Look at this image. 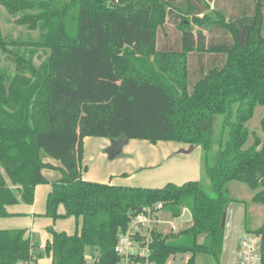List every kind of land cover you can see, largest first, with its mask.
I'll return each instance as SVG.
<instances>
[{
	"label": "trees",
	"instance_id": "obj_1",
	"mask_svg": "<svg viewBox=\"0 0 264 264\" xmlns=\"http://www.w3.org/2000/svg\"><path fill=\"white\" fill-rule=\"evenodd\" d=\"M174 1L0 0L35 33L29 45L46 52L36 64L0 23V49L14 64L8 71L0 60V218L11 215L8 205L32 204L35 187L49 183L44 215L77 224L73 233L48 227L51 238L42 245L25 228L0 229V264L44 257L50 264H113L130 215L157 204L173 218L188 209L190 225L154 234L156 264L177 254L195 264L197 253L220 264L225 208L238 202L246 212L227 183H244L264 210V142L247 125L264 105V0H181L184 10ZM191 23L209 29L194 31ZM217 116L226 140L212 157ZM259 127L264 134V116ZM86 136L199 147L210 192L198 179L158 188L85 180ZM44 169L61 176L49 181ZM245 217L242 229L250 231ZM250 232L264 242V216Z\"/></svg>",
	"mask_w": 264,
	"mask_h": 264
},
{
	"label": "rangeland",
	"instance_id": "obj_2",
	"mask_svg": "<svg viewBox=\"0 0 264 264\" xmlns=\"http://www.w3.org/2000/svg\"><path fill=\"white\" fill-rule=\"evenodd\" d=\"M175 6H178L185 9L184 2L181 0L174 1L172 3ZM1 18L0 23L4 33L8 34V38H12L13 40L19 41V43H23L20 45L21 48L26 47L28 50L32 51L34 54V62L39 64L46 56V52L43 51L40 47L35 46L34 44H30L32 40L35 39V33L31 30L27 29L23 25H19L14 21V16L10 15L5 8L0 5ZM263 14H264V6H263ZM185 15H187L185 13ZM203 14H200L202 16ZM187 19H191L190 15H187ZM191 29L196 31L197 29H202L204 32L208 31V25L204 24L202 26L195 25L193 23L189 26ZM166 31L171 40L174 39V30L172 26V22L168 20L166 25ZM160 39H163V36L160 34ZM9 50L16 49L12 45H8ZM10 52H3L0 49V60L1 66L7 68L8 71L14 68V64L9 57ZM264 116V105L256 106L254 109V113L247 125L252 133L258 135V137L264 142V134L261 132L259 127V121L261 117ZM90 138H105L99 136H89ZM89 138V139H90ZM108 139V138H107ZM226 140V133H224L221 129L220 117H216L213 124V132H212V145L209 151V154L213 157L219 146L224 144ZM252 141V138L250 142ZM183 143H179L173 140H158L152 142L148 139H137L131 138L128 139V142L124 146L122 152L113 159H108L107 155L104 153H97L95 149L92 147L91 140H86V148L84 150V155L82 156V176H88L92 180H96L99 178H109L113 180L115 183L117 179L127 180L125 184L129 185H137L139 181L140 175H146L147 177H163L161 180L149 182V187L158 188V186H163L164 180H170V178H176L175 180H179L175 177L178 173H182L186 170H191L188 168L186 170H180L184 165L190 166L194 160L193 169H196V172L193 176L198 178L204 186V188L210 192L209 181L206 178L203 167V152L201 148L194 150L192 153L185 154L180 151V147H183ZM43 154V157L46 160H49L53 163H58V161L49 157L48 155ZM198 157V158H197ZM104 158V160H103ZM43 174L45 177L52 181L61 176L60 170L57 169H44ZM187 176H191L190 173ZM172 180V179H171ZM141 182V181H140ZM163 185H160V184ZM49 184V183H45ZM154 184V185H153ZM153 185V186H152ZM228 195L236 200H243L246 203V212L245 219L248 223V229L251 231L254 228L260 226L263 222L264 210L261 204L251 202L252 192L249 188L242 182L239 181H230L227 183ZM45 197H40L38 195V199L34 197V201L32 204H28L33 206V209L36 210L41 209L45 210ZM26 205V204H24ZM37 213V212H36ZM30 218V225L39 226V229H43L46 232L47 227H54L56 229H66L68 232H73L75 229V220L73 217H59L53 221L52 218L47 217L41 211H38L37 214L28 215ZM37 221H36V220ZM36 223H34V221ZM190 225V220L176 223L175 218H173L170 213L166 211H162L160 213V223L159 229L165 234L168 233L175 227L180 230ZM243 227H241L242 229ZM248 231V232H250ZM47 233V232H46ZM45 233V234H46ZM204 235H200L198 237L199 241H202ZM88 254V252H86ZM188 255H184L183 259L179 262V264H185ZM89 257V255H87ZM195 264H218L215 258L206 253H197L195 255ZM37 264H50V260L46 257L38 260ZM171 263V261L169 262Z\"/></svg>",
	"mask_w": 264,
	"mask_h": 264
},
{
	"label": "built area",
	"instance_id": "obj_3",
	"mask_svg": "<svg viewBox=\"0 0 264 264\" xmlns=\"http://www.w3.org/2000/svg\"><path fill=\"white\" fill-rule=\"evenodd\" d=\"M162 211L164 210L161 204H157L141 207L136 213L130 215L126 226L118 233L113 248L116 257L113 264H156L153 249L154 234L162 232L159 229ZM171 227L173 230L176 229ZM87 260L89 263L93 262L91 257H87ZM173 261L174 258L171 263ZM20 264H33V262ZM236 264H264V242L259 235L243 229L239 232Z\"/></svg>",
	"mask_w": 264,
	"mask_h": 264
},
{
	"label": "crops",
	"instance_id": "obj_4",
	"mask_svg": "<svg viewBox=\"0 0 264 264\" xmlns=\"http://www.w3.org/2000/svg\"><path fill=\"white\" fill-rule=\"evenodd\" d=\"M89 138H90L89 136H86L83 139V155H84V150L86 148V140H91L92 147L95 149V151L97 153L106 154L108 159H113V158L117 157L122 152L124 146L128 142V140L126 142H124L122 145L121 152L118 155H116L115 157L111 158L109 156V151L112 147V139H109V138L108 139L107 138H90L89 139ZM182 145H183V147H180V146H178V147L180 148V151L185 153V154L192 153L194 150L198 149V147H192V146L187 145V144H182ZM103 160H104V158H103ZM54 164L58 165V163H54ZM193 166H194V160L190 166L184 165L183 167L180 168V170H186L188 168H191V170H186V171H183L182 173H178L175 177H177L179 180H175L176 178H170V180L165 179L164 182H162V183L165 184L167 182H173L176 184H181L187 180L198 179L195 176H193L194 173L196 172V169L194 170ZM189 173L191 176H187V174H189ZM106 177H107V175L105 176V178H99L96 181V180L90 179L88 176H82L83 179L89 180V181H95V182H101V183L110 182V183L116 184V185H129V184H125V182H128V179L127 180H124V178L123 179H117L116 181H118V182L115 183L113 180L110 179V177L109 178H106ZM154 178L155 177H147L146 175H140L139 179H138L139 181L137 182V185H130V186L149 187V186H147V185H149V182L161 180V178H163V177H160V178L156 177V179H154ZM162 183L160 185H163ZM158 187H161V186H158ZM49 190H50V184H38L35 187L34 197H36V200L38 199V195L40 197H45ZM7 211L9 213H11V215L7 216V217L0 218V229L25 228V229H27V232L29 234L31 233L33 237H35L38 241H40L41 245L44 244L47 240H49L51 238L50 233L47 231L48 227L46 228V232H47L46 233L45 231H43V229L42 230L39 229V226H33L32 224L30 225V218L28 216V215H32V214H37L38 211H41L42 213H44L45 210L44 211H42L41 209L36 210L35 208L33 209V206H31V205H28V204L24 205L23 203H19V204H14V205H8ZM59 212L60 213L63 212L62 207H59ZM35 220H33L34 223H36ZM52 228L57 230V231L64 230L67 233H73L77 228V224H76V220H75V229L73 232H68V230H66V229H56L54 227H52Z\"/></svg>",
	"mask_w": 264,
	"mask_h": 264
},
{
	"label": "water",
	"instance_id": "obj_5",
	"mask_svg": "<svg viewBox=\"0 0 264 264\" xmlns=\"http://www.w3.org/2000/svg\"><path fill=\"white\" fill-rule=\"evenodd\" d=\"M128 139L124 136L118 139H112V147L109 151L111 158L115 157L121 152L122 145ZM244 206L238 202H231L225 208L222 215L221 226L224 227V237L222 244V252L220 256V264H236V248L238 234L242 231L241 224L244 217ZM190 220V212L184 209L180 216L175 218V222H183ZM182 255L177 254L174 257L173 264H179Z\"/></svg>",
	"mask_w": 264,
	"mask_h": 264
},
{
	"label": "flooded vegetation",
	"instance_id": "obj_6",
	"mask_svg": "<svg viewBox=\"0 0 264 264\" xmlns=\"http://www.w3.org/2000/svg\"><path fill=\"white\" fill-rule=\"evenodd\" d=\"M244 218V217H243ZM242 223H243V220H242ZM241 227H242V224H241Z\"/></svg>",
	"mask_w": 264,
	"mask_h": 264
}]
</instances>
